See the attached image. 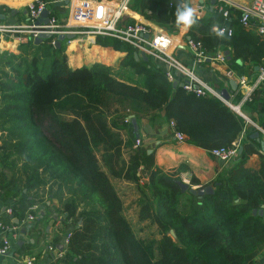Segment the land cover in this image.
I'll return each instance as SVG.
<instances>
[{"label": "trees", "instance_id": "1", "mask_svg": "<svg viewBox=\"0 0 264 264\" xmlns=\"http://www.w3.org/2000/svg\"><path fill=\"white\" fill-rule=\"evenodd\" d=\"M131 1L132 10L167 30L177 26L178 0ZM222 21L213 8L188 35L209 55L230 50L228 68L254 76L264 63V37L236 18L230 36L218 35L213 27ZM51 40L24 44L20 54H6L0 63L7 69L0 77V198L14 201V216L20 221L33 213L30 192L50 183L49 198L74 223L65 234L64 264H249L260 254L264 214L252 212L264 206V152L250 138L255 130L221 100L186 92L179 79L174 87L163 70L135 60V49L119 38L97 35L95 43L124 52L120 65L140 81L121 80L99 64L72 68L63 42L57 47ZM235 95L239 100L240 92ZM242 109L256 111L264 126L260 90ZM130 114L136 122L173 121L186 142L206 151L238 139L242 151L213 192L197 197L182 192L179 177L157 168L145 148L133 147L137 134L130 119L124 121ZM254 154L258 165L249 168L245 163ZM113 180L136 186L138 219L154 224L159 238L136 236ZM199 184L191 176L189 185ZM255 264H264V252Z\"/></svg>", "mask_w": 264, "mask_h": 264}, {"label": "crops", "instance_id": "2", "mask_svg": "<svg viewBox=\"0 0 264 264\" xmlns=\"http://www.w3.org/2000/svg\"><path fill=\"white\" fill-rule=\"evenodd\" d=\"M29 1L32 0H3L1 2L2 4H0V22L10 24L25 22L26 3ZM47 1L50 2L48 9L51 10L53 14H55L59 21H65L68 17V5L70 0ZM108 1H114V3L117 2V0ZM189 3L190 6L196 10L199 19L196 25L187 30H185L182 25L175 26V28L171 31L167 30L162 25L149 20L138 12L132 10V1L129 4V14L123 16V18L126 22H142L154 28L156 27L157 29H162L167 34L171 35L175 43V47L171 52L176 59L190 67L193 65V58L191 52L186 46V42L190 38L188 32L192 28L197 27L201 19L208 18L211 15L214 4L211 5L210 0H193L189 1ZM199 5L203 6L202 10L200 11L198 10ZM230 20L225 21L223 19L222 25H226L233 29V27L229 25ZM95 39L96 36H82L80 38L72 39L69 44L66 43V40L62 41L63 44L66 45V49L67 47L70 48L72 45H74L72 50L64 52L66 55L67 64L72 68H78L82 66L91 67L94 64H99L108 67L115 77L126 82L141 80L142 77L135 74L132 68L120 65V61L125 56L124 52L116 51L111 47H103L98 45L95 43ZM219 50L225 51L223 49ZM70 52H72V54H70ZM135 52L138 53L137 58H135L133 54L135 60H144L141 56V51L135 50ZM229 52L231 56V51L229 50ZM147 60L151 62L153 66H158L156 61L153 59L147 57ZM248 66L249 64L245 63V67ZM259 67L260 66H257L258 69ZM159 68L162 70L160 65ZM193 69L194 72H196V74L213 89L218 90L219 93H227V100H229L232 104L239 105L240 111L247 117L242 118L245 120L248 126L252 127L254 130V124L260 126L256 111L243 110L242 108L244 102H240V99L238 100L237 96L235 95L238 91L241 95L244 94L245 91L239 86L237 80L238 77L244 76L248 79H252L256 77L258 69L256 70L254 68L256 71L254 76L238 74L236 71L233 72V70L228 68L227 63L223 64L211 59H207L204 62L193 65ZM175 76L178 80L179 75L175 73ZM263 86L264 84L260 89L257 90H260V92L264 94ZM137 127L138 129L136 132V138L141 140V144L138 147H143L147 150V153L152 154L154 165L163 172H173L179 177V179L188 183L191 176L196 177L200 184L192 185L194 188L204 187L207 185L213 187V184L216 182L219 176L226 175L233 165L234 159L228 162H223L213 158L205 149L194 146L186 141H176L172 136V128L169 126V122L167 121H161L153 124L147 119L141 118L140 121L137 122ZM260 127L263 130L260 132L261 137L264 140V126ZM133 131L134 130H132V132ZM131 134L129 137L132 138L133 136H131ZM245 165L249 168L257 167L258 155H251L246 161ZM54 203L55 201L53 199L52 201H46L44 208L41 206V204H34L31 210L36 211L35 214L25 212V215L20 219V221H18L19 234L12 245L11 252L6 255H0V264H19V261L29 256L35 258L33 264L65 263L68 258L64 249L66 244L65 234L70 230L72 222L70 219L65 218V213H63L64 217L56 218L57 214L53 209H51V207L54 206ZM13 204L14 201L9 199L4 201L0 198V220L5 222L8 221V216L4 214V209L7 206H12ZM28 214H31L34 219L26 220L25 218Z\"/></svg>", "mask_w": 264, "mask_h": 264}, {"label": "built area", "instance_id": "3", "mask_svg": "<svg viewBox=\"0 0 264 264\" xmlns=\"http://www.w3.org/2000/svg\"><path fill=\"white\" fill-rule=\"evenodd\" d=\"M3 0H0L2 4ZM193 1V0H189ZM131 0H117L116 3L108 0H70L68 7V17L65 21L58 18L49 10V1L32 0L26 3V21L20 23L0 22V51L16 52L22 45L34 44V40L41 34L51 35V44H55L57 35H73L74 38L82 36H113L130 44L135 50L143 52L147 57L156 61L162 67L169 81H176L175 73L179 75L182 88L186 92L194 93L196 96L213 97L224 102L239 116L245 118L240 111L239 105L232 104L225 99L218 90L209 86L196 72L193 65L204 62L207 59L226 63L224 51L217 50L212 55L206 53L202 44L193 39H188L186 46L192 54V66L185 65L175 58L171 52L175 47L172 36L162 29H157L142 22H126L123 16L129 14V4ZM203 6L199 5L198 10ZM214 8L221 13L225 21L236 18L242 28L253 29L257 34L264 37V0H214ZM44 9L48 10L47 22L40 20ZM223 30V35L230 36L233 32L231 27L226 25L217 26ZM72 40H66L69 44ZM238 84L243 88L244 94L240 97V102L250 101L251 95L264 84V63L259 67L256 77L248 79L244 76L238 77ZM241 112V113H240ZM129 118H125L127 122ZM172 128L173 137L176 141H185V136L174 129L173 121H169ZM255 130L263 131L260 126L254 124ZM141 144L139 138L135 139L133 147ZM239 139L230 146L218 147L209 150V154L220 161L228 162L233 160L238 154ZM4 214L8 221L0 220V255L11 252L12 245L19 234V219L13 214V207L7 206ZM26 220H33V216L28 214ZM68 235L65 237L67 242ZM34 257L29 256L19 264H33Z\"/></svg>", "mask_w": 264, "mask_h": 264}, {"label": "rangeland", "instance_id": "4", "mask_svg": "<svg viewBox=\"0 0 264 264\" xmlns=\"http://www.w3.org/2000/svg\"><path fill=\"white\" fill-rule=\"evenodd\" d=\"M72 47H67L66 49V45L63 44V50L64 52H68V50H72ZM21 53V48L16 51V52H2L0 51V63L1 60H5L6 58V54H20ZM68 54V53H67ZM70 54H72V52H70ZM41 65V64H40ZM7 69L3 66L0 67V77H2L1 72L6 71ZM264 87V86H263ZM1 106V104H0ZM1 135V132H0ZM125 157L127 156V154L124 155ZM21 162L23 161H19L18 165L16 167L20 168L21 166ZM9 177H11V171L6 170V179H8ZM146 181V178L144 177H140V182L143 183ZM113 184L122 200L123 203V210H124V214L127 217L128 221L131 224V227L134 231V233L136 234V236L140 239H157L159 238V234H158V230L155 227L154 224H151L150 221L148 220H139L138 219V205H137V199L139 197V191L136 188V186L132 183H128L125 181H120V180H113ZM49 186L50 183H46L43 187H41L40 189H33L30 192V195L33 197L34 199V204H41V206L44 208V205L46 201H52V199L55 201L54 206L51 207V209H53L55 211L56 218L58 217H64L63 216V211H62V207L61 205L58 203L57 199L55 198H49ZM52 190H55V186L52 187ZM67 198V196L65 197ZM12 201V199H11ZM81 205V204H80ZM36 211H33L32 214H35ZM74 227V223L72 224L71 228ZM264 249L262 252L257 253L256 256H254L253 258L250 257L249 259V264H255V262L260 258L261 253L263 254Z\"/></svg>", "mask_w": 264, "mask_h": 264}, {"label": "water", "instance_id": "5", "mask_svg": "<svg viewBox=\"0 0 264 264\" xmlns=\"http://www.w3.org/2000/svg\"><path fill=\"white\" fill-rule=\"evenodd\" d=\"M210 3L211 5L214 4V0H210ZM47 19H48V10L47 9H44L41 13V16H40V20L42 22H47ZM51 38V35L50 34H41L39 37H37L35 40H34V44L35 45H38L40 43H42L43 40H47V39H50ZM74 39V36L73 35H69V34H66V35H57L56 36V39H55V46L59 47L61 45V42L64 41V40H72ZM224 54L226 55V59L229 60L230 59V52L229 50H225L224 51ZM141 56L144 60H147V57L146 55L141 52ZM134 57L137 58L138 57V53L135 52L134 53ZM255 69L257 70V66L255 67ZM178 84L177 81H173L172 82V85L175 87L176 85ZM180 86H182L181 83H179ZM221 96H223L225 99H228V94L227 93H224V92H221L220 93ZM128 118L130 119V123L132 125V128L135 132H137V122H136V119L134 117V115L130 114L128 116ZM250 138L251 139H255L257 142H259L260 144V148H261V151L264 152V140L262 139L261 137V132L258 131V130H255L251 133L250 135ZM242 151V146H239L238 147V154H240ZM149 152V151H148ZM177 184L178 186L180 187L181 191L182 192H189L190 194L194 195V196H197V197H201L205 194H211L213 192V187L210 186V185H207V186H204V187H199V188H194L192 186L189 185L188 182H185L181 179H178L177 180ZM254 215L256 213H258L259 215H263L264 214V206H262L259 210H253L252 212ZM172 237H174V232L172 230H170V233H169ZM62 247V246H61Z\"/></svg>", "mask_w": 264, "mask_h": 264}, {"label": "clouds", "instance_id": "6", "mask_svg": "<svg viewBox=\"0 0 264 264\" xmlns=\"http://www.w3.org/2000/svg\"><path fill=\"white\" fill-rule=\"evenodd\" d=\"M198 14L196 10L190 6L189 0H178L176 10V23L182 25L185 30L193 27L198 23ZM213 31L218 35H223V30L217 26L213 27Z\"/></svg>", "mask_w": 264, "mask_h": 264}, {"label": "bare ground", "instance_id": "7", "mask_svg": "<svg viewBox=\"0 0 264 264\" xmlns=\"http://www.w3.org/2000/svg\"><path fill=\"white\" fill-rule=\"evenodd\" d=\"M241 113V112H240ZM242 115L245 117V118H247L243 113H242Z\"/></svg>", "mask_w": 264, "mask_h": 264}]
</instances>
